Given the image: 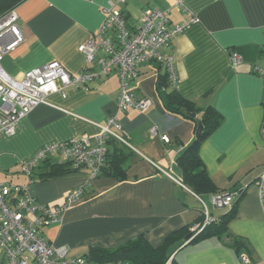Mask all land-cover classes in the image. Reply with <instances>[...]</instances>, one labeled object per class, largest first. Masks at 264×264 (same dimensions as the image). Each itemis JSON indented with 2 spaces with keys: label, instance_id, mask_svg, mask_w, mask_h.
I'll use <instances>...</instances> for the list:
<instances>
[{
  "label": "crops",
  "instance_id": "obj_1",
  "mask_svg": "<svg viewBox=\"0 0 264 264\" xmlns=\"http://www.w3.org/2000/svg\"><path fill=\"white\" fill-rule=\"evenodd\" d=\"M111 4L122 12L131 31L140 26L147 9L167 12L171 26L192 17L199 20L166 50L174 57L178 75V83L169 82V89L202 109L213 107L222 118L218 129L200 144L199 155L217 191L243 192L227 231L193 241L194 226L204 221L202 205L184 183L180 186L166 175L182 180L178 159L197 133L195 121L164 106L158 79L169 78L166 64L142 65L132 83L137 97L151 101L144 113L119 110L116 71L87 87L68 88L66 98L49 95L20 121L15 135L0 137V183L27 185L22 163L42 146L83 135L94 138L100 133L98 125L113 117L132 148L109 145L111 151H123L121 167L91 181L84 198L62 222L43 229L48 243L67 247L68 259H78L92 248L114 249L142 237L157 249L177 236L167 247L169 263L241 264L243 252L251 264H264V213L255 185L264 172V82L255 73L264 68V0H130L125 5L118 0H24L17 7L24 42L4 57V71L20 80L56 61L72 74L99 72L106 54L99 53L89 63L79 46L100 31L104 10ZM233 53L244 60L235 68ZM152 128H157L155 137ZM67 168L60 157L52 156L34 170L31 193L39 203L61 206L69 193L89 182L88 172L62 173ZM206 197L210 195L202 198ZM208 209L216 218L228 213L212 205ZM236 241L244 244L240 252Z\"/></svg>",
  "mask_w": 264,
  "mask_h": 264
},
{
  "label": "built area",
  "instance_id": "obj_2",
  "mask_svg": "<svg viewBox=\"0 0 264 264\" xmlns=\"http://www.w3.org/2000/svg\"><path fill=\"white\" fill-rule=\"evenodd\" d=\"M24 0H22L23 2ZM130 0H118L125 5ZM112 7L106 8L104 24L100 31L87 42L79 46V52L86 61L92 63L99 53H105L107 59L99 61V72L86 70L77 74L68 72L59 62H51L36 68L20 80L9 76L2 67L5 56L16 50L23 42L24 35L20 27L17 6L7 12L0 11V137L13 136L17 132L20 121L26 118L37 106L45 102L52 94L67 97L66 90L71 87H87L89 83L109 77L117 72L120 78V95L118 108L126 112L130 108L146 112L151 108V101L135 95L132 83L140 76V67L148 63L166 64L172 85L178 83V75L174 65V57L167 55L174 39L184 33L199 20L192 17L187 22L171 26L167 12L147 9L140 26L131 31L121 11ZM264 57V43L262 45ZM244 62L241 55H231L232 67ZM255 73L264 82V68H256ZM100 133L91 138L83 135L63 143H50L42 146L35 155L22 163V171L29 178L25 186L10 182L0 183V264H88L85 259H68L67 247H55L43 237V229L60 224L64 214L76 203L80 202L91 183L97 179L105 167L109 155V141L132 148L128 142L122 125L116 118H109L98 125ZM151 134L157 136V128ZM161 140L168 144L167 136ZM52 156H58L62 164L75 171L88 172L89 182L75 188L58 207L51 208L39 203L31 193L33 172ZM167 176L183 186L182 180ZM264 213V172L255 182ZM193 196L202 205L204 221L192 230V239L207 226L219 223L220 218L210 214L208 206L200 196ZM242 191L219 192L210 195V203L214 209L231 210L242 197ZM241 264H251L247 253L239 256ZM117 264H129L119 262Z\"/></svg>",
  "mask_w": 264,
  "mask_h": 264
},
{
  "label": "trees",
  "instance_id": "obj_3",
  "mask_svg": "<svg viewBox=\"0 0 264 264\" xmlns=\"http://www.w3.org/2000/svg\"><path fill=\"white\" fill-rule=\"evenodd\" d=\"M21 2L22 0H0V11L2 13L7 12ZM169 82L170 80L167 75H161L158 79V86L160 89H163L162 94L166 109L170 112L181 114L186 118L195 121L197 129L198 123H201L203 127L200 137H196L195 142L188 147L183 155L178 159V165L182 170V182L195 195L200 197L219 193L204 168L199 155V146L202 141L206 140L214 131L218 129L222 123V118L213 107L202 109L188 99L181 97L175 90L170 91L169 87L171 82ZM189 115H195V118ZM114 143L118 144L117 142L111 140L109 141L108 146ZM124 159L125 155L122 150H109L107 163L100 176L108 172L111 174L114 172L116 173V170L121 167V163ZM64 165L68 166L66 164ZM67 169L69 170H64L62 173L78 172L71 169L69 166ZM238 202L239 200L226 215L220 217L219 223L207 226L193 239V241L196 242L213 236L220 237L223 233H225L227 231L229 221L235 216ZM176 237L177 236H172L168 238L164 246L157 249L152 248L143 237L130 241L114 249L92 248L89 253L82 258L85 259L88 264H117L119 262H127L129 264H178L174 260L169 263L170 255L167 252V247L176 239ZM243 245L244 244L241 241L235 242V247L239 252L241 251ZM241 253L243 252H240L239 256Z\"/></svg>",
  "mask_w": 264,
  "mask_h": 264
},
{
  "label": "water",
  "instance_id": "obj_4",
  "mask_svg": "<svg viewBox=\"0 0 264 264\" xmlns=\"http://www.w3.org/2000/svg\"><path fill=\"white\" fill-rule=\"evenodd\" d=\"M189 116L195 118V115H189ZM202 129H203L202 124H201V123H198V129H197V133H196V137H197V138L200 137V135H201V133H202ZM188 239H189V238H188Z\"/></svg>",
  "mask_w": 264,
  "mask_h": 264
},
{
  "label": "rangeland",
  "instance_id": "obj_5",
  "mask_svg": "<svg viewBox=\"0 0 264 264\" xmlns=\"http://www.w3.org/2000/svg\"><path fill=\"white\" fill-rule=\"evenodd\" d=\"M204 201L206 202V204L210 207L211 203H210V199L209 198H204Z\"/></svg>",
  "mask_w": 264,
  "mask_h": 264
}]
</instances>
